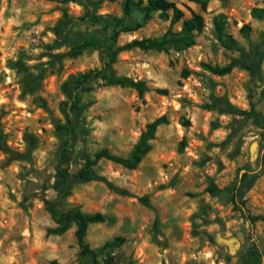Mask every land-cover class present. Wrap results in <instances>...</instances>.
Wrapping results in <instances>:
<instances>
[{"label": "rangeland", "instance_id": "1", "mask_svg": "<svg viewBox=\"0 0 264 264\" xmlns=\"http://www.w3.org/2000/svg\"><path fill=\"white\" fill-rule=\"evenodd\" d=\"M124 1L0 0V264H84L73 225L61 235L48 234L53 223L33 194L42 190L47 199L54 197L53 166L61 142L89 156L105 149L126 157L146 124L160 116L167 123L156 129L134 170L103 160L93 167L130 196L101 182L73 181L63 201L64 207L103 215L101 223L87 227L89 249L122 239L98 254L96 264H242L240 257L253 247L264 264V222L249 226L222 197L205 191L210 181L222 187L238 167L253 166L256 130L236 110L251 102L264 114V81L238 69L215 76L203 67L225 65L237 55L235 48L260 44L264 50V18L250 16L253 8L264 11V0H206L204 11L186 0H170L184 18L190 11L199 14L204 27L189 47L168 43L161 51L118 53L110 74L143 82L140 98L133 89L98 81L75 88L99 62L94 48L68 56L71 42L97 33L108 44L115 19L125 26L140 24L119 33L116 45L179 31L181 20L173 21L170 11L142 21L138 4L145 0H130L128 16ZM63 11L69 20L83 19L62 24ZM242 25L249 27L247 39L239 32ZM217 27L228 47L217 40ZM66 120L73 135L56 129ZM79 167L75 155L70 171ZM144 197L145 203L139 201ZM245 200L251 215L264 218V174ZM217 234L237 239L233 254L216 242Z\"/></svg>", "mask_w": 264, "mask_h": 264}, {"label": "trees", "instance_id": "2", "mask_svg": "<svg viewBox=\"0 0 264 264\" xmlns=\"http://www.w3.org/2000/svg\"><path fill=\"white\" fill-rule=\"evenodd\" d=\"M47 2L57 3L60 5H66L68 3H77L81 0H45ZM113 1V0H109ZM192 3L201 11L206 8V0H186ZM131 1L125 0L122 5V11L125 16L130 13ZM139 9L141 11L142 21H147L151 14L158 12L164 14L170 11L172 14V20H181L180 29L177 33L170 34L167 32L160 39H132L129 42L121 45H116V38L119 33H127L135 31L140 27V24H134L133 26H125L121 24L118 19L113 20L110 35L108 37L109 43L106 44L104 39L97 33H92L83 36L81 39L73 41L69 44L68 56H76L86 48H94L97 51V57L99 62V68L90 70L81 75V79L75 83L76 87H82L89 82L98 81L104 86H119L133 89L137 96L140 98L144 92L145 86L141 81H132L127 78L113 77L110 74V67L117 60V55L120 52L139 49L141 51L155 50L161 51L168 43H176L182 47H189L193 44L194 34L199 33L204 27L203 18L196 13L190 11L188 18L183 17V12L178 9L170 0H145L141 5L139 2ZM252 18H264V11L259 8H253L250 11ZM62 24H72L74 21H81L83 18L75 20H69L65 11L61 14ZM67 19L66 22H63ZM249 27L242 25L239 28V32L245 39L248 38ZM216 38L219 43L228 47L223 40L220 29L216 28ZM237 55L229 59V61L221 67H210L203 65V67L215 76H224L231 72L233 69L241 70L247 73L250 77L256 78L258 81H264V50L260 49V44L249 45L247 50L241 48H235ZM187 71L181 72V78L187 77ZM65 95L75 103V99L67 93V86H63ZM157 93L162 95L166 94V90L158 89ZM73 103V104H74ZM239 115L250 122V124L256 130L257 136V154L253 166L244 164L235 170L233 179L222 187L216 186L210 181L205 191L212 197H222L224 202L230 204L235 210L239 212L240 217L249 225L252 226L255 222H264L262 216L251 215L245 207V195L253 187L256 180L264 174V114L249 102L248 108L245 110H236ZM166 118L164 116L157 117L146 124L144 130L139 134L136 143L133 145L132 150L126 157H120L110 154L107 150L102 149L94 153L92 156L85 154L82 151H74L72 146L68 142L63 141L58 147V151L55 157L53 166V180L51 189L54 192V197L49 200L45 197L42 190L34 193L33 196L37 197L42 204L43 209L48 214L50 220L53 223V227L47 230L48 234L61 235L67 231V229L73 225L74 242L77 248V255L81 258L84 264H96V257L105 248L111 246H118L122 243L121 238H113L109 242H105L101 247L96 250L89 249L84 242L85 233L87 227L92 224H98L103 221V215L100 213H82L75 207H64L63 201L70 195L71 183L78 181L81 183L87 182H101L112 192L121 196H130V194L124 190L114 186L104 176L97 175L93 172V167L101 160L111 162L119 165L127 170H134L140 163L142 157L149 151V142L153 139L156 129L160 125L166 124ZM58 131H64L73 135V129L71 122L66 120L65 124H59L56 126ZM77 156L80 161V167L75 171H70V162L73 156ZM139 201L145 203L146 198H141ZM261 252L255 247L247 249L245 253L240 257L242 264H260ZM49 264H59L52 260Z\"/></svg>", "mask_w": 264, "mask_h": 264}, {"label": "water", "instance_id": "3", "mask_svg": "<svg viewBox=\"0 0 264 264\" xmlns=\"http://www.w3.org/2000/svg\"><path fill=\"white\" fill-rule=\"evenodd\" d=\"M216 242L227 246L229 249V254H233L234 249L238 245L237 239H235V238H221V237H219V234L216 235Z\"/></svg>", "mask_w": 264, "mask_h": 264}]
</instances>
